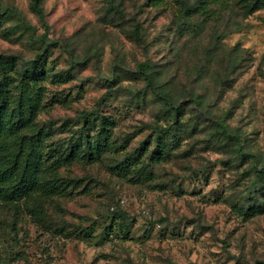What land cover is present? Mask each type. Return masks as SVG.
Here are the masks:
<instances>
[{
	"label": "rangeland",
	"instance_id": "374dc122",
	"mask_svg": "<svg viewBox=\"0 0 264 264\" xmlns=\"http://www.w3.org/2000/svg\"><path fill=\"white\" fill-rule=\"evenodd\" d=\"M32 1L0 0V56L44 57L28 91L31 130L48 132L61 152L81 132V113L92 112L112 120L121 150L57 171L41 163L30 199L0 197V264H264V190L249 202L254 174L245 173L264 165V7L113 0V10L106 0H40V21ZM181 1L198 13L183 15ZM144 62L180 106L177 139L163 141L162 160L145 155L122 176L114 168L124 154L169 120L137 74ZM89 122L92 136L98 122ZM16 152L9 141L7 153ZM56 178L66 185L52 194Z\"/></svg>",
	"mask_w": 264,
	"mask_h": 264
},
{
	"label": "trees",
	"instance_id": "16d2710c",
	"mask_svg": "<svg viewBox=\"0 0 264 264\" xmlns=\"http://www.w3.org/2000/svg\"><path fill=\"white\" fill-rule=\"evenodd\" d=\"M106 2L111 9H117L113 0H106ZM251 2L254 10L264 7V0H251ZM181 7L185 16L198 13L196 4L189 6L186 2L181 1ZM31 10L40 21L44 20L40 0L32 1ZM3 15L11 16L14 14L13 11L6 10ZM138 30L139 27L136 26L133 36L137 41H140ZM43 58V54H37L31 61L20 62L13 56H0V197L6 203L30 199L39 191L41 183L38 181L36 173H38L41 163L49 164L50 168L57 171L59 168L68 167L76 161L94 163L111 149L121 150L113 138L112 120L108 117H99L92 112L81 113L83 119L81 132L76 136L73 143H68L61 152H57L47 144L50 137L48 132L42 129L31 130L34 125L35 105L28 96V91L30 84H35L41 80L38 69ZM137 74L144 80L145 89L149 90L154 98L161 102L163 115L169 120H167L168 124L165 127L160 126L155 130L151 142H146L139 150H135L137 153L124 154L123 161L114 168L115 173L122 176H126L135 170L145 155L153 162L162 160L165 155L162 143L167 138L175 142L177 138L174 135V127L180 123V106L173 102L169 92L158 91L152 66L148 62L139 64ZM91 117L93 121L98 122L97 131L92 136L84 132L88 126L94 127L93 123L89 122ZM219 127L221 128L219 131L221 139L225 142H231V137L226 132L225 127L223 125ZM28 131L31 134H28ZM9 141H16L17 152L13 156L7 153ZM152 144L154 148L149 150ZM236 153L241 160L248 156L242 152L239 145ZM245 173L254 174V180L252 185L247 188V194L249 202L253 200L256 202V191L263 192L264 190V165L261 167L250 166ZM64 183V181L56 178L52 184H48V191L52 194H58L65 187L66 183Z\"/></svg>",
	"mask_w": 264,
	"mask_h": 264
}]
</instances>
